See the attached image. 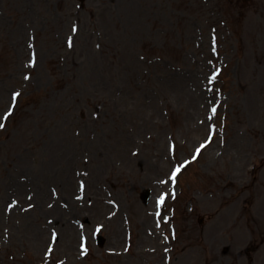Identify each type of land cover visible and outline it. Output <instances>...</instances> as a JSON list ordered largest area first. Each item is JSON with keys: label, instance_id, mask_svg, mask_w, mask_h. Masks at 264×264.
I'll list each match as a JSON object with an SVG mask.
<instances>
[{"label": "rangeland", "instance_id": "rangeland-1", "mask_svg": "<svg viewBox=\"0 0 264 264\" xmlns=\"http://www.w3.org/2000/svg\"><path fill=\"white\" fill-rule=\"evenodd\" d=\"M9 111L0 264H264V0H0Z\"/></svg>", "mask_w": 264, "mask_h": 264}, {"label": "snow or ice", "instance_id": "snow-or-ice-1", "mask_svg": "<svg viewBox=\"0 0 264 264\" xmlns=\"http://www.w3.org/2000/svg\"><path fill=\"white\" fill-rule=\"evenodd\" d=\"M73 31L75 32L76 29L74 28ZM71 46H72V41L69 40V47H71ZM218 74H219V73H218V71H217L216 74L212 75V76L209 78V84H211V83L216 79V76H217ZM25 79H28V77H25ZM19 95H20L19 93H16V94L13 95V97H12L13 104H15V102H16V100H17V97H18ZM211 112H212L213 115H215L216 112H217V109H216L215 107H213V108L211 109ZM11 115H12V112L9 111V112H7L6 114H4L3 117H0V119L6 121ZM210 119H211V117H210ZM4 126H5L4 123L0 122V129L4 128ZM203 147H205V145H201V148H203ZM199 152H200V149H197V155L199 154ZM179 172H180V168H176V169L173 171V173L171 174V177H170V178H171L173 184H175V182H176V177H177V174H178ZM164 201H165V196L162 195V196L159 198V200H158V206H159V205H163V204H164ZM53 239H55V234L53 235ZM85 251H86V250H85Z\"/></svg>", "mask_w": 264, "mask_h": 264}]
</instances>
